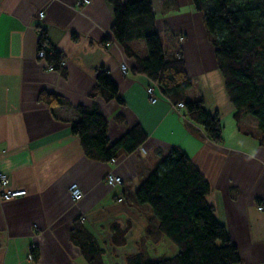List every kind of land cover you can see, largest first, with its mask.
Wrapping results in <instances>:
<instances>
[{"label":"crops","instance_id":"obj_1","mask_svg":"<svg viewBox=\"0 0 264 264\" xmlns=\"http://www.w3.org/2000/svg\"><path fill=\"white\" fill-rule=\"evenodd\" d=\"M78 1L0 0V173L8 175L13 189L26 191L22 198L0 200V264H87L71 240L75 222L104 247L103 264H125L127 256L140 252L148 259L176 255L177 248L153 232L157 222L150 208L134 199L137 187L173 148L207 181V202L237 247L240 264H264V147L254 119H233L203 14L191 0H150L161 45L182 49L191 82L186 101H202L208 112L218 113L221 143L210 140L184 108L173 109L160 89L157 102H150L146 89L153 81L133 73L135 58L111 39L109 2L80 6ZM41 41L61 54L62 68L49 70V62L37 58ZM136 44L129 47L146 59L147 51ZM101 69L122 104L89 98ZM42 92L68 105L50 107L39 100ZM94 103L107 120L110 145L140 126L146 135L141 146L120 152L115 163L87 158L71 125L79 120L74 107ZM110 172L123 177L119 189L105 183ZM73 183L83 193L76 202L68 192ZM116 226L125 231V242L114 246Z\"/></svg>","mask_w":264,"mask_h":264},{"label":"trees","instance_id":"obj_2","mask_svg":"<svg viewBox=\"0 0 264 264\" xmlns=\"http://www.w3.org/2000/svg\"><path fill=\"white\" fill-rule=\"evenodd\" d=\"M106 1L113 6L111 39L123 47L126 55L135 58L133 73L143 74L155 82L172 104L183 102L187 117L201 127L210 140L221 143L222 124L218 113L208 112L202 101H186L191 82L185 71L182 49L161 45L151 1ZM191 2L194 9L203 14L224 90L233 107V119L239 123L253 118L258 143L264 147V0ZM138 39L145 42L146 59H139L129 47L131 41ZM50 50L52 54L45 60L54 69L62 68L61 54ZM96 97L104 102L123 103L116 85L103 69L97 72L89 94L91 99ZM39 100L50 107L68 105L62 97L46 92L39 95ZM74 110L79 120L72 123L71 133L79 139L85 156L91 160L110 162L120 152H134L146 139L140 126H135L110 145L107 120L97 104L76 106ZM208 194L209 185L199 170L180 149L173 148L137 187L134 199L138 205L150 208L157 222L153 232L165 237L178 253L171 258L148 259L140 252L127 256L125 264H240L237 247L225 226L216 219L206 199ZM124 234L125 231L120 232L116 226L111 243L124 244ZM71 240L80 248L87 264H103L104 247L80 222H75Z\"/></svg>","mask_w":264,"mask_h":264},{"label":"built area","instance_id":"obj_3","mask_svg":"<svg viewBox=\"0 0 264 264\" xmlns=\"http://www.w3.org/2000/svg\"><path fill=\"white\" fill-rule=\"evenodd\" d=\"M88 3H89V0H79L77 2V5L81 6V5H86ZM43 16H44V13L40 12L38 14V19L41 20L43 18ZM180 40H182V38H180ZM51 54H52V51L45 48L44 42L41 41L39 43V48L37 51V58L39 60H45L46 56L51 55ZM62 64L63 63L61 62V65ZM47 69L54 70L53 65H48ZM121 70L123 73H126L127 67L125 64H123L121 66ZM156 88L159 89L157 84L155 82H152V84L149 87H147V89H146L147 97L149 98V100L152 104L157 102V98L155 96ZM183 108H184L183 102L173 104V109H175L177 111H179ZM110 162L115 163L116 159L113 158V159H111ZM123 182H124L123 177L121 175L115 174L114 172L108 173L105 177V183L112 189H119L123 185ZM68 192H69V196L73 202L79 201L83 197V193H82L80 187L76 183H73L69 186ZM25 195H26L25 190L13 189L10 186L9 178H8L7 174L0 173V200L1 201H10L13 199H19V198L24 197ZM116 200L118 203H121L123 201L122 197H120L119 195L116 196ZM259 209L263 210L262 207H260ZM31 258H32V256L30 257V259Z\"/></svg>","mask_w":264,"mask_h":264},{"label":"rangeland","instance_id":"obj_4","mask_svg":"<svg viewBox=\"0 0 264 264\" xmlns=\"http://www.w3.org/2000/svg\"><path fill=\"white\" fill-rule=\"evenodd\" d=\"M135 42L138 43V44H136L138 48H139V47H144V49H145V51H146V46H145V42H144L143 39L135 40ZM251 119H253V118H251ZM226 123H227V121H226ZM226 123H225V124H226Z\"/></svg>","mask_w":264,"mask_h":264}]
</instances>
